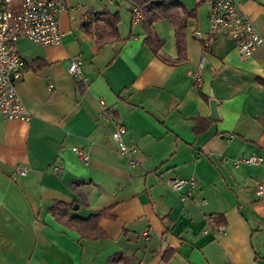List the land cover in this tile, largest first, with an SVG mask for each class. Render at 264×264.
I'll return each mask as SVG.
<instances>
[{
	"label": "crops",
	"instance_id": "crops-1",
	"mask_svg": "<svg viewBox=\"0 0 264 264\" xmlns=\"http://www.w3.org/2000/svg\"><path fill=\"white\" fill-rule=\"evenodd\" d=\"M63 1L60 44H15L26 64L17 92L30 119L0 114V264H264V164L233 165L264 159V42L243 58L227 35H209L207 0H177L194 13L184 58L166 20L154 23L163 41L155 55L132 0ZM236 1L264 39V0ZM105 9L119 14L118 36L99 45L83 22ZM74 56L83 90L67 71ZM117 125L135 147L133 164L112 137ZM174 178L197 182L184 200L186 187L168 185ZM54 201L69 205L71 217L100 214L99 231L56 219Z\"/></svg>",
	"mask_w": 264,
	"mask_h": 264
},
{
	"label": "built area",
	"instance_id": "built-area-1",
	"mask_svg": "<svg viewBox=\"0 0 264 264\" xmlns=\"http://www.w3.org/2000/svg\"><path fill=\"white\" fill-rule=\"evenodd\" d=\"M209 35L222 32L231 38L239 55L248 58L264 39L251 19L243 14L236 0H207ZM66 9L63 0H0V114L10 120L29 121L30 115L26 110L18 92L17 84L22 72L26 68L25 62L16 51V41L26 38L40 46L57 45L61 42L59 30V15ZM132 19L141 20V10L133 5L130 8ZM208 39L203 42L206 44ZM80 59L77 56L71 58L67 71L77 81L86 83V77L80 68ZM201 64L193 74L195 84L200 81ZM103 106L102 115L111 117L112 111L100 101ZM123 125H117L112 137L118 144L119 151L128 155L133 164L132 154L135 152L133 145H127L122 136L125 133ZM81 160H86L87 154L77 148L72 149ZM264 164V159L259 155H248L235 158L233 165L250 166ZM53 171L59 173L61 166L54 165ZM16 172L24 175L23 168H16ZM171 189L180 192L183 187L187 193L181 195V200L188 197L197 182L193 178H174L168 181ZM263 193V185L258 184L256 194ZM216 231L223 232L224 224H218Z\"/></svg>",
	"mask_w": 264,
	"mask_h": 264
},
{
	"label": "trees",
	"instance_id": "trees-1",
	"mask_svg": "<svg viewBox=\"0 0 264 264\" xmlns=\"http://www.w3.org/2000/svg\"><path fill=\"white\" fill-rule=\"evenodd\" d=\"M142 13L141 22L145 31L143 43H145L151 51L156 55L161 48L163 41L157 35L154 23L159 20L168 21L174 33V41L178 58H184L185 51V28L187 20L191 18L194 13L189 11L186 7L177 0H132ZM100 24H99V23ZM119 22L118 12H111L107 9L95 13L91 18L84 20L83 29L90 32L93 26L94 36L99 45L102 44L101 39H108L110 37L116 38L118 36L117 24ZM93 24V25H92ZM79 89H85L81 82ZM259 123L264 129V114L259 118ZM70 206L58 201H54L49 207V211L56 218H65V223L70 227H75L77 230L86 235L95 234L98 232L97 221L100 214L91 215L87 219L78 217H71L68 215ZM215 224L222 223V216L215 214L212 217Z\"/></svg>",
	"mask_w": 264,
	"mask_h": 264
},
{
	"label": "water",
	"instance_id": "water-1",
	"mask_svg": "<svg viewBox=\"0 0 264 264\" xmlns=\"http://www.w3.org/2000/svg\"><path fill=\"white\" fill-rule=\"evenodd\" d=\"M210 100H209V108H210V114L209 118L216 120L218 119V112H217V101L212 97V94L210 93ZM73 209H77V205L75 204L73 206Z\"/></svg>",
	"mask_w": 264,
	"mask_h": 264
}]
</instances>
